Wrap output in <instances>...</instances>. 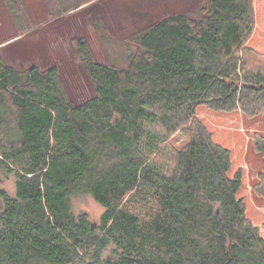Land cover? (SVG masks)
<instances>
[{"label":"trees","instance_id":"obj_1","mask_svg":"<svg viewBox=\"0 0 264 264\" xmlns=\"http://www.w3.org/2000/svg\"><path fill=\"white\" fill-rule=\"evenodd\" d=\"M253 28V0H202L139 32L123 67L77 39L93 89L78 104L56 66L0 57V132L15 130L0 142L15 176L0 193V264H264L242 174L229 177V150L195 117L264 111V68L244 47ZM254 146L264 156V138ZM79 194L104 209L98 224L73 212Z\"/></svg>","mask_w":264,"mask_h":264},{"label":"rangeland","instance_id":"obj_2","mask_svg":"<svg viewBox=\"0 0 264 264\" xmlns=\"http://www.w3.org/2000/svg\"><path fill=\"white\" fill-rule=\"evenodd\" d=\"M200 3L202 0H0V57L17 71L30 65L41 69L56 66L64 94L78 104L91 97L93 89L75 53L77 39L84 40L96 62L123 67L128 54L136 49L139 32L167 14L190 11ZM253 17L254 28L244 47L251 50V65L264 68V0H253ZM195 117L215 143L229 150L228 175L241 172L238 196L247 218L264 238V156L254 146L255 140L264 138V111L247 116L241 108L224 112L200 106ZM7 125L0 132L2 143L15 132L13 123ZM14 189L15 176L0 163V193L13 195ZM71 203L75 214L84 213L91 222L99 223L104 209L89 195H75ZM2 205L0 196V210Z\"/></svg>","mask_w":264,"mask_h":264}]
</instances>
